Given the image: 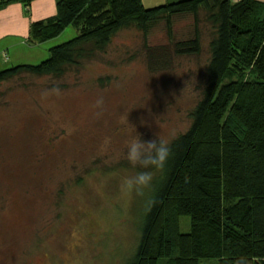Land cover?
<instances>
[{
	"label": "rangeland",
	"instance_id": "rangeland-1",
	"mask_svg": "<svg viewBox=\"0 0 264 264\" xmlns=\"http://www.w3.org/2000/svg\"><path fill=\"white\" fill-rule=\"evenodd\" d=\"M157 5L163 4L147 8ZM199 18L197 54L175 51V42L195 33L194 14L180 13L171 34L164 19L147 35L124 28L104 52L63 77L26 73L0 84V264L128 262L161 178L143 197L124 196L123 179L143 171L127 161V144L138 136L170 142L189 128L212 38L204 10ZM78 34L68 26L42 45L43 58L20 56L37 64ZM190 229L183 215L180 231Z\"/></svg>",
	"mask_w": 264,
	"mask_h": 264
},
{
	"label": "trees",
	"instance_id": "trees-1",
	"mask_svg": "<svg viewBox=\"0 0 264 264\" xmlns=\"http://www.w3.org/2000/svg\"><path fill=\"white\" fill-rule=\"evenodd\" d=\"M14 1L32 0H0V7ZM200 10L212 28L205 84L189 128L170 141L172 155L156 175V203L126 264L205 258L235 264L241 256L264 264V1L181 0L147 8L142 0H57L56 15L32 22L30 40L48 41L71 25L79 34L51 47L44 61L0 70V84L26 73L63 77L104 52L120 30L147 35L150 24L164 19L171 34L172 17L189 12L194 38L175 42V51L197 54ZM183 215L190 216L189 232L180 231Z\"/></svg>",
	"mask_w": 264,
	"mask_h": 264
},
{
	"label": "crops",
	"instance_id": "crops-1",
	"mask_svg": "<svg viewBox=\"0 0 264 264\" xmlns=\"http://www.w3.org/2000/svg\"><path fill=\"white\" fill-rule=\"evenodd\" d=\"M170 1L173 0H142L146 7ZM56 13L57 0H32L29 4L24 1H14L0 7V70L8 68L9 63L24 64L26 59L20 54L27 51L35 53V57L38 58H43L47 54L46 51L41 50L44 48L42 45L53 39L42 43L32 42L30 40L31 24L50 18Z\"/></svg>",
	"mask_w": 264,
	"mask_h": 264
},
{
	"label": "clouds",
	"instance_id": "clouds-1",
	"mask_svg": "<svg viewBox=\"0 0 264 264\" xmlns=\"http://www.w3.org/2000/svg\"><path fill=\"white\" fill-rule=\"evenodd\" d=\"M232 2L237 3L238 0ZM171 155L170 142L158 136L151 140H143L140 136L131 140L127 144L126 159L133 167H139L143 171L125 177L121 183V193L126 197H131L133 193L143 197L145 190L153 187L156 173L163 174ZM184 182H189L188 176L184 177ZM155 203L154 199L147 200L146 209L150 211ZM235 264L251 262L248 257L241 256L236 259Z\"/></svg>",
	"mask_w": 264,
	"mask_h": 264
}]
</instances>
